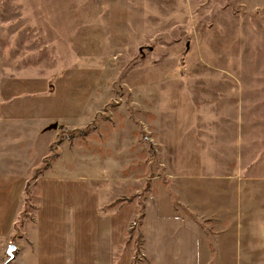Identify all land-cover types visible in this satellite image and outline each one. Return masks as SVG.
Returning <instances> with one entry per match:
<instances>
[{"label":"rangeland","instance_id":"374dc122","mask_svg":"<svg viewBox=\"0 0 264 264\" xmlns=\"http://www.w3.org/2000/svg\"><path fill=\"white\" fill-rule=\"evenodd\" d=\"M51 174L135 207L131 264H151L148 197L180 205L170 175H202L186 202L200 264H264V0H0V188L21 192L17 227Z\"/></svg>","mask_w":264,"mask_h":264},{"label":"crops","instance_id":"0c3cea01","mask_svg":"<svg viewBox=\"0 0 264 264\" xmlns=\"http://www.w3.org/2000/svg\"><path fill=\"white\" fill-rule=\"evenodd\" d=\"M170 178L171 187L173 182L180 183L183 199L180 205L176 204L174 193L162 199L153 194L146 200L142 214L144 260L151 264H200V226L191 215L196 211L194 205L186 202L192 197L198 200L204 188L203 177L180 176L176 177L177 181L171 175ZM105 181L123 186L121 174ZM15 187L18 186L0 188V241L5 243L13 234L20 233L19 244L14 243L13 260L17 264H131L133 261L132 251L126 250L125 244H128L129 225L138 211L133 206L103 207L88 177L52 174L39 177L35 220L18 227L23 197ZM121 194L116 192L112 197ZM185 204L188 215L182 213L181 205Z\"/></svg>","mask_w":264,"mask_h":264},{"label":"water","instance_id":"95a60500","mask_svg":"<svg viewBox=\"0 0 264 264\" xmlns=\"http://www.w3.org/2000/svg\"><path fill=\"white\" fill-rule=\"evenodd\" d=\"M16 251V247L14 245H10L7 250V255L10 260L14 259V252Z\"/></svg>","mask_w":264,"mask_h":264},{"label":"built area","instance_id":"2783aa9c","mask_svg":"<svg viewBox=\"0 0 264 264\" xmlns=\"http://www.w3.org/2000/svg\"><path fill=\"white\" fill-rule=\"evenodd\" d=\"M142 256H143V258H144V254L142 253ZM142 258V257H141ZM143 258H142V260H143Z\"/></svg>","mask_w":264,"mask_h":264}]
</instances>
